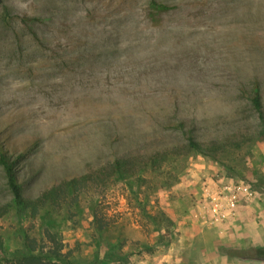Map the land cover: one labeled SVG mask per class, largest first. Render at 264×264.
Wrapping results in <instances>:
<instances>
[{
    "label": "rangeland",
    "instance_id": "obj_1",
    "mask_svg": "<svg viewBox=\"0 0 264 264\" xmlns=\"http://www.w3.org/2000/svg\"><path fill=\"white\" fill-rule=\"evenodd\" d=\"M149 1L0 0V147L22 150L13 168L37 195L135 140L145 153L174 141L164 116L184 118L201 151L179 146L143 173L142 203L135 182L85 195L113 219L105 233L87 207L49 211L62 251L72 264H264L247 257L264 245V138L247 99L257 76L264 102V0H156L171 9L153 19ZM10 201L0 165V205ZM8 209V250L43 236L37 217Z\"/></svg>",
    "mask_w": 264,
    "mask_h": 264
},
{
    "label": "trees",
    "instance_id": "obj_2",
    "mask_svg": "<svg viewBox=\"0 0 264 264\" xmlns=\"http://www.w3.org/2000/svg\"><path fill=\"white\" fill-rule=\"evenodd\" d=\"M148 9V16L153 19L156 15L158 16V14L171 9V7L165 3L150 0ZM8 14L7 10L4 9L2 14L4 24H9ZM29 20L39 21L40 19L20 17V22L23 24ZM33 35H36V31H33ZM249 83L250 91L247 93V99L256 113L260 125L257 135L264 138V102L260 92V81L255 76ZM164 120H166L165 125L174 127L180 135L179 137L173 136L174 141L172 137H161L159 139L161 146L158 148L154 147L145 153L143 147H145L146 143H140V141L135 140L133 148L110 161L82 174L52 181V183L44 185L37 195L28 193L23 189L22 182L17 178V174L14 171L13 162L15 159L22 158V150L19 151L13 148L10 150L11 153H6L0 147V165L4 170L6 184L11 194L9 204L7 206L0 205V219L8 213V208L11 206L20 215L25 213L30 218L37 217L40 225H42L43 232V236L40 239L26 234L23 237V246L14 250H8L5 247L3 235L0 233V264H72L68 253L62 251V243L59 240L58 232L51 229L53 225L50 224L52 218L48 217L51 209L64 207L68 209V212L78 214L83 212V208L87 207L91 215L89 221L91 229L101 235L108 230L113 219L107 215L99 199H94L92 196L87 197L85 205H82L86 194L91 192L95 196L102 197L103 191L112 183L126 185L132 190L135 182L137 187L134 189V196H136L139 203H142V197L139 196L138 191L140 184L147 180L143 173L147 171L153 173L161 172L163 165L180 153L177 150L179 146L183 147L186 152L191 150L201 151V143L197 140L192 127H186L187 121L184 118L174 117L166 113ZM165 140L175 143L170 147L167 145L163 146L162 144ZM180 140L183 142L181 145H179ZM150 220L155 224L154 229L159 231L156 224L161 219L157 220L152 217ZM46 242H49V245H45ZM247 251L249 252L248 258L264 260V245L251 247Z\"/></svg>",
    "mask_w": 264,
    "mask_h": 264
}]
</instances>
